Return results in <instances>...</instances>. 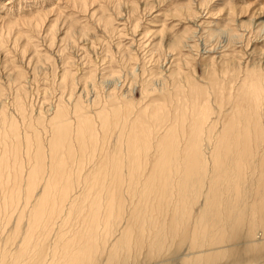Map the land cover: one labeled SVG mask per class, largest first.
<instances>
[{"label": "bare ground", "instance_id": "6f19581e", "mask_svg": "<svg viewBox=\"0 0 264 264\" xmlns=\"http://www.w3.org/2000/svg\"><path fill=\"white\" fill-rule=\"evenodd\" d=\"M263 90L264 80L248 86L249 106L207 157L199 138L215 134L208 105L197 106L189 147L180 144L177 129L154 136L157 129L140 117L101 113L104 140L118 126L125 131L116 153L102 151L94 168H85V160L101 139L95 120L79 108L76 130L61 108L48 120L47 151L38 135L33 144L14 124L7 128L2 113L0 264H264V151L255 143H264ZM143 114L156 122L164 117L158 104ZM153 147L157 166L147 171ZM251 171L257 179L246 176ZM5 224L15 225L6 238Z\"/></svg>", "mask_w": 264, "mask_h": 264}, {"label": "rangeland", "instance_id": "374dc122", "mask_svg": "<svg viewBox=\"0 0 264 264\" xmlns=\"http://www.w3.org/2000/svg\"><path fill=\"white\" fill-rule=\"evenodd\" d=\"M260 80L264 0H0V115H6L7 128L14 124L30 143L38 135L47 151L48 120L61 108L67 115L63 120L76 130L79 108L95 120L101 139L96 155L87 153L85 168H94L102 151L116 153L124 135L125 128L118 126L104 140L98 126L104 112L140 117L157 129L154 136L177 129L180 144L189 147L197 106L208 105L215 134L199 138L207 157L235 115L249 106L248 86ZM261 94L264 101V90ZM157 104L164 112L158 122L143 114ZM261 118L264 133V108ZM255 143L263 152L264 143ZM156 150H150L149 163L144 161L147 171L157 166ZM25 156L31 168L30 155ZM246 176L257 179L258 172ZM12 224L4 225L3 237L13 231Z\"/></svg>", "mask_w": 264, "mask_h": 264}]
</instances>
